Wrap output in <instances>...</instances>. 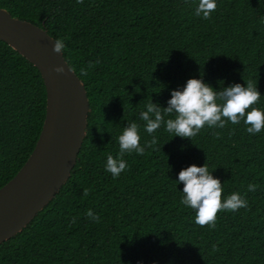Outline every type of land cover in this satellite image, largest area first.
Returning <instances> with one entry per match:
<instances>
[{
  "label": "trees",
  "instance_id": "trees-1",
  "mask_svg": "<svg viewBox=\"0 0 264 264\" xmlns=\"http://www.w3.org/2000/svg\"><path fill=\"white\" fill-rule=\"evenodd\" d=\"M198 2L0 0L11 17L64 42V60L89 103L69 178L0 244V264H264V130L252 135L243 121L227 122L205 126L191 141L164 125L149 134L140 120L150 100L167 107L171 91L190 78L217 91L251 81L261 93L253 107L264 110V0H216L210 19L195 15ZM45 111L38 70L0 41V189L32 153ZM131 122L142 147L153 137L157 143L143 155L125 153L128 167L113 178L107 157H118V137ZM205 163L223 199L238 193L248 201L220 211L214 229L195 223L177 182L182 169ZM89 209L99 222L86 216Z\"/></svg>",
  "mask_w": 264,
  "mask_h": 264
},
{
  "label": "water",
  "instance_id": "water-1",
  "mask_svg": "<svg viewBox=\"0 0 264 264\" xmlns=\"http://www.w3.org/2000/svg\"><path fill=\"white\" fill-rule=\"evenodd\" d=\"M0 41L39 72L46 92L45 118L25 164L0 189V244L21 232L58 193L75 166L86 133L89 103L82 82L54 40L33 24L0 9ZM63 66L64 73L53 69Z\"/></svg>",
  "mask_w": 264,
  "mask_h": 264
},
{
  "label": "clouds",
  "instance_id": "clouds-1",
  "mask_svg": "<svg viewBox=\"0 0 264 264\" xmlns=\"http://www.w3.org/2000/svg\"><path fill=\"white\" fill-rule=\"evenodd\" d=\"M77 3H83V0H77ZM216 7V0H199L198 6L195 8V15L210 19L211 13L216 10ZM64 48L65 44L62 40L54 41V53L62 55ZM90 66L94 65L90 62ZM53 71L60 74L64 73L65 69L63 66H56ZM81 74L87 75V72L81 69ZM245 83L246 86L234 83L217 91L203 79L190 78L181 89L171 91L167 107H161L153 103L152 100L145 105L146 110L140 112V120L145 122L144 130L152 134L164 125L166 131L174 134V137L178 136L192 141V138L205 126L224 128L227 122L238 125L243 121L249 134L260 133L264 130V110L253 107V105L259 103L261 93L251 81ZM165 116L172 118L165 120ZM214 135L219 138L218 132ZM140 139L138 124L128 123L118 137V157L114 158L112 155L107 157L106 171L111 173L113 178L119 177L128 167L123 159L125 153L135 152L138 155H143L145 147H152L157 143L156 138L153 137L142 147ZM177 182L183 184L180 203L194 210L195 223L201 227L207 225L214 229L217 214L220 211L234 212L248 207V201L238 193L231 194L227 199L222 198V183L220 179L215 178L209 172L207 163L203 166L192 164L182 169L178 173ZM256 190L257 185L250 184L248 186V191ZM88 194L85 189L83 195L87 196ZM86 216L94 222L100 220V217L91 209L87 211Z\"/></svg>",
  "mask_w": 264,
  "mask_h": 264
}]
</instances>
